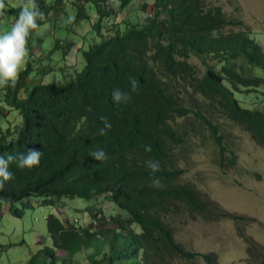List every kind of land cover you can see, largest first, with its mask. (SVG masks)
I'll return each mask as SVG.
<instances>
[{
  "label": "trees",
  "instance_id": "trees-1",
  "mask_svg": "<svg viewBox=\"0 0 264 264\" xmlns=\"http://www.w3.org/2000/svg\"><path fill=\"white\" fill-rule=\"evenodd\" d=\"M70 1L75 13L71 29L78 23L84 25L85 20L91 23L89 11L95 10L89 36L101 41L88 51L77 50L79 54L84 51L87 67L69 83L34 84L32 75H46L48 69L41 67L34 73L30 52V63L16 84L0 89L4 93L1 107L16 109L23 118L18 128L4 131L0 127V156L27 153L28 149L43 153L38 167L10 166L14 177L0 190V205L12 203L10 212L24 218L25 210L35 208L24 202L33 197L43 198L42 205L55 206L70 202L65 199L92 201L108 196L125 212V218H111L116 229L96 231L97 222L101 227L108 224L104 211L70 202L75 207L67 210L90 212L86 217L91 224L84 222V215L67 223L50 215L47 232L54 250L32 255L26 264H84L76 262L84 254L88 264H172L175 259L219 264L214 254L189 251L178 244L168 215L179 213L181 204L191 216L206 222L251 223L255 219L222 210L199 187L181 181L187 171L175 165L174 147L183 146L189 133H180L171 121L197 114L213 132L223 159L220 165H226L218 126L184 104L182 89L191 88L210 100L215 111L244 126L264 147V111L246 108L238 96L258 93L264 101V47L254 33L243 29L242 22L228 18L220 6L209 7L206 0H144V8L155 10L147 22L140 24L133 18L116 23L115 34L108 37L101 33L102 22L116 13L108 7L113 0ZM134 1L118 0L120 10L127 11ZM66 2L36 0L45 18L52 11L55 17L67 15L62 8ZM9 6L8 12L17 19L21 7ZM76 48L75 42L57 40L50 52L61 49L66 59ZM193 55L207 67L203 79L190 64ZM59 71L67 75L64 68ZM132 79L137 82L135 92ZM117 88L129 94L127 103L113 102L112 92ZM104 120L111 123V129L100 135ZM145 145L151 146L150 152H145ZM97 149H103L108 159L96 161L89 156ZM148 160L159 161L161 171L153 174L146 167ZM154 178L160 179L162 187L150 186ZM17 203H24V209L16 207ZM239 234L248 244L250 264H264L262 248L253 238Z\"/></svg>",
  "mask_w": 264,
  "mask_h": 264
},
{
  "label": "rangeland",
  "instance_id": "rangeland-1",
  "mask_svg": "<svg viewBox=\"0 0 264 264\" xmlns=\"http://www.w3.org/2000/svg\"><path fill=\"white\" fill-rule=\"evenodd\" d=\"M9 1V3L5 2L6 7L0 19V34L10 31L16 21L15 16L8 12L9 5L21 7L23 3V0ZM133 3L135 4L126 11L120 10L118 0L111 1L108 7L114 9L116 13L102 22L101 33L107 37L113 35L115 34L113 26L116 23H122L124 20L133 18L138 23L145 24L149 16H152L155 11L153 6L144 8V0H135ZM206 3L209 7H222L228 18L242 22L243 29L254 33L256 39L264 47V0H206ZM71 5V1L67 0L62 6L69 12L63 17L61 14L60 17H55L53 11L49 12L44 24L33 32L29 40L28 48H32L29 49V52L33 56L34 73L41 67L53 70L51 74H48L47 70L46 75L43 72V75L39 73L32 75V81L36 85H40L42 82H45L43 83L45 85L52 84L46 83L49 81L64 85L77 79L87 67L84 51L90 50L92 45L101 41V38L95 41L92 36H89L93 26L92 22L96 18V11L88 10L92 16L91 23L85 20L83 21L84 25L78 26L80 24L78 23L71 29V25L74 24L73 19H75ZM69 17L73 18L71 23L68 22ZM122 27L124 28V26ZM235 30L239 31L241 28H235ZM99 36L101 35L99 34ZM85 37L90 42L85 40ZM39 39H42L40 43L38 42ZM57 40L62 41V43L75 42L77 48L69 57L64 59L61 49L53 53L50 52ZM79 48L85 50L79 54L77 52ZM49 52L52 54L49 55ZM41 57L45 58V61L42 59V62ZM29 58H27L24 70L30 63ZM190 64L195 67L198 77L203 79L207 67L202 59L193 55ZM208 64L215 65L216 62L208 61ZM63 68L66 70V76L60 74L59 70ZM182 85L184 84L182 83ZM34 86L30 87L33 88ZM4 88L0 87V89ZM258 95V93L238 94L246 108L264 111V101L261 102ZM3 96L4 93L0 92V103H4L2 101ZM182 97L185 99V106L201 112L218 126L219 134L223 137L226 165H220L223 160L220 149L212 130L203 120L197 114L179 117L171 121L172 126L180 133H189L188 140L183 146L174 147L175 165L187 171L181 181L199 187L203 194L217 203L222 210L255 219V222L238 223L231 219L206 222L200 217L191 216L186 208L180 204L178 205L179 213L167 217L171 228L174 230L175 240L189 251L216 255L219 264H250L249 258L251 256L247 252L248 244L239 233L241 232L246 238H253L264 253V147L258 144L244 126L215 111L211 107V101L200 94L196 95L193 89H182ZM261 97L264 100V95ZM196 100H198L199 107L196 106ZM22 124L23 118L20 111L0 105V127L4 131L10 127L18 128ZM231 160H236V163L229 164ZM55 200L58 199L55 198ZM42 201L43 198L33 197L24 202H31L35 207L31 210H25L26 216L24 218H18L10 212L12 203L8 202L5 206L0 205V264H26L32 255L45 249L54 250L47 232V219L50 215L58 216L65 223L79 215H84V222L91 224L90 218L86 217L90 215V212L76 213L75 210H67V208L74 209L75 207L70 202L79 203L84 208L97 206L104 211L108 224L101 227V224L97 222L94 226L96 231L116 229L111 218L114 216L125 218V212L121 211L116 202L108 196H101L92 201L80 198L65 199V201L70 202L61 201L55 206L42 205ZM24 203H17L16 207L24 209ZM84 256L86 255L84 254ZM84 256H81L76 262L88 264L86 260L88 255L87 257ZM172 264L206 263L200 259L196 262L175 259Z\"/></svg>",
  "mask_w": 264,
  "mask_h": 264
},
{
  "label": "clouds",
  "instance_id": "clouds-1",
  "mask_svg": "<svg viewBox=\"0 0 264 264\" xmlns=\"http://www.w3.org/2000/svg\"><path fill=\"white\" fill-rule=\"evenodd\" d=\"M5 0H0V15L5 9ZM44 13L40 10L36 0H23L18 18L12 25L11 30L0 34V87L14 86L19 79V74L24 70L29 57L28 43L33 32L40 28L39 21L44 20ZM69 17L68 22H72ZM131 90H137L135 79L130 80ZM130 96L127 92H122L119 88L112 92V100L115 104L127 103ZM111 129V123L104 120V127L99 129L100 135H105L106 130ZM145 152L151 151L150 145L144 146ZM42 151L37 149H28L27 153L9 154L6 157L0 156V190H3L4 184L13 179L14 174L10 166L15 163L19 168L38 167L42 157ZM96 161H105L108 159L103 149L93 150L89 153ZM146 167L155 174L161 171L159 161L148 160ZM152 187H162L159 178H154L151 182Z\"/></svg>",
  "mask_w": 264,
  "mask_h": 264
}]
</instances>
